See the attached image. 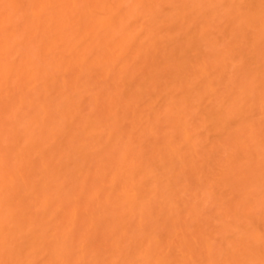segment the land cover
I'll return each instance as SVG.
<instances>
[{
	"label": "bare ground",
	"instance_id": "6f19581e",
	"mask_svg": "<svg viewBox=\"0 0 264 264\" xmlns=\"http://www.w3.org/2000/svg\"><path fill=\"white\" fill-rule=\"evenodd\" d=\"M0 264H264V0H0Z\"/></svg>",
	"mask_w": 264,
	"mask_h": 264
}]
</instances>
